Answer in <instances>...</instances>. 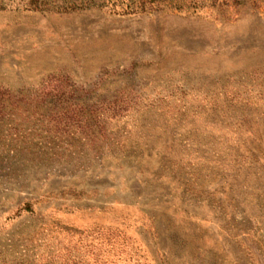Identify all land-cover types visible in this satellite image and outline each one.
Returning a JSON list of instances; mask_svg holds the SVG:
<instances>
[{"label": "rangeland", "instance_id": "374dc122", "mask_svg": "<svg viewBox=\"0 0 264 264\" xmlns=\"http://www.w3.org/2000/svg\"><path fill=\"white\" fill-rule=\"evenodd\" d=\"M0 264H264V0H0Z\"/></svg>", "mask_w": 264, "mask_h": 264}, {"label": "trees", "instance_id": "16d2710c", "mask_svg": "<svg viewBox=\"0 0 264 264\" xmlns=\"http://www.w3.org/2000/svg\"><path fill=\"white\" fill-rule=\"evenodd\" d=\"M38 4V3H37ZM37 7V5H35ZM74 6H77V5H74Z\"/></svg>", "mask_w": 264, "mask_h": 264}]
</instances>
